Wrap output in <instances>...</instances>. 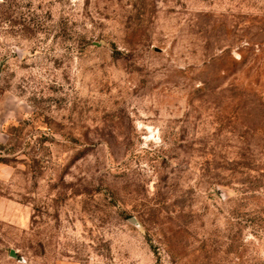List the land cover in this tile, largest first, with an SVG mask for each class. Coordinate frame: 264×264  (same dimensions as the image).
Returning a JSON list of instances; mask_svg holds the SVG:
<instances>
[{"label":"rangeland","instance_id":"1","mask_svg":"<svg viewBox=\"0 0 264 264\" xmlns=\"http://www.w3.org/2000/svg\"><path fill=\"white\" fill-rule=\"evenodd\" d=\"M0 107V264H264V0H0Z\"/></svg>","mask_w":264,"mask_h":264},{"label":"crops","instance_id":"2","mask_svg":"<svg viewBox=\"0 0 264 264\" xmlns=\"http://www.w3.org/2000/svg\"><path fill=\"white\" fill-rule=\"evenodd\" d=\"M6 113L7 112L2 107H0V149L4 147L9 140V135L6 130L9 123V115Z\"/></svg>","mask_w":264,"mask_h":264},{"label":"water","instance_id":"3","mask_svg":"<svg viewBox=\"0 0 264 264\" xmlns=\"http://www.w3.org/2000/svg\"><path fill=\"white\" fill-rule=\"evenodd\" d=\"M10 255H11V256H14V253H13V251H11V252H10Z\"/></svg>","mask_w":264,"mask_h":264}]
</instances>
